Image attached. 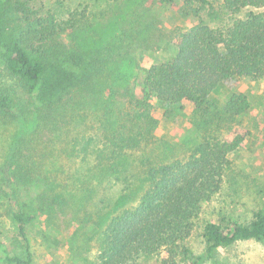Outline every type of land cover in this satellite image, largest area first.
Wrapping results in <instances>:
<instances>
[{
	"label": "rangeland",
	"instance_id": "1",
	"mask_svg": "<svg viewBox=\"0 0 264 264\" xmlns=\"http://www.w3.org/2000/svg\"><path fill=\"white\" fill-rule=\"evenodd\" d=\"M31 3L65 17L78 14V26L60 40L77 44L91 56L96 75L75 98L48 109L14 87V79L0 60V91L8 93L11 107L0 111V242L12 252L22 251L9 212L17 208L18 200L33 199L38 215L26 229L32 263L94 264L102 228L119 208L137 201L147 179H138L122 190L106 173L86 175V162L73 155L79 147L74 140L91 136L95 139L92 145H97L113 129L126 104L117 93L132 83L138 69L170 56L167 40L172 29H186L199 18L215 25L225 16L222 21L228 22L230 15L223 13L222 0ZM239 91L248 96L250 110L232 119L215 117L203 127L209 134L228 139L240 133L242 139L227 154L231 164L221 190L203 204L188 240L192 252L203 256L200 264H264V237L238 239L206 257L202 235L207 221L247 223L254 212L264 211V81L235 77L218 84L209 98L223 104L230 93ZM163 112L155 105V134L166 142L162 153L184 157L201 134L192 123L193 109ZM131 159L125 161L128 168ZM140 264L156 262L148 259Z\"/></svg>",
	"mask_w": 264,
	"mask_h": 264
},
{
	"label": "trees",
	"instance_id": "2",
	"mask_svg": "<svg viewBox=\"0 0 264 264\" xmlns=\"http://www.w3.org/2000/svg\"><path fill=\"white\" fill-rule=\"evenodd\" d=\"M221 6L230 15L228 22L222 21L225 16L215 25L199 18L186 29H172L167 40L170 56L138 69L132 83L117 93L126 102L122 117L99 144L92 145L91 136L74 140L79 147L73 155L86 162V175L106 173L122 190L147 179L137 201L119 208L102 228L94 264L203 261L188 240L203 204L221 190L231 164L227 154L242 139L240 133L228 139L203 127L215 117L232 119L250 110L244 92L230 93L223 104L214 103L209 95L235 77L264 81V0H222ZM240 12L243 15L237 16ZM79 21L77 13L65 17L50 7L40 10L31 0H0L1 63L14 87L39 107L51 109L75 98L95 79L94 59L77 44L60 40ZM8 99V93L0 91V111L11 108ZM155 105L164 114L171 108L193 109L192 123L201 134L186 156L164 157L166 142L155 134ZM130 156L128 168L125 161ZM17 204L9 219L22 251L12 252L0 242V264H33L26 229L35 221L38 205L33 199ZM202 235L206 257L238 239L264 237V211L254 212L247 223L207 221Z\"/></svg>",
	"mask_w": 264,
	"mask_h": 264
}]
</instances>
